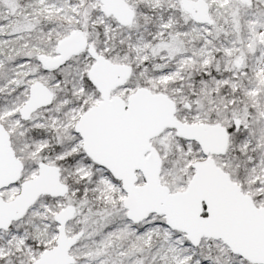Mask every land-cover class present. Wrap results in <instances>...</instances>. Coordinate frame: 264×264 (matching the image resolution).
<instances>
[{
  "label": "snow or ice",
  "instance_id": "6c2138e0",
  "mask_svg": "<svg viewBox=\"0 0 264 264\" xmlns=\"http://www.w3.org/2000/svg\"><path fill=\"white\" fill-rule=\"evenodd\" d=\"M0 264H264V0H0Z\"/></svg>",
  "mask_w": 264,
  "mask_h": 264
}]
</instances>
